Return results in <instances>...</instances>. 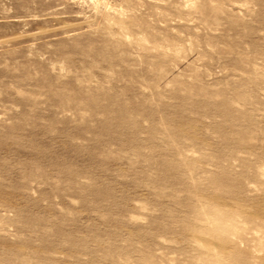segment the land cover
<instances>
[{
  "label": "rangeland",
  "instance_id": "1",
  "mask_svg": "<svg viewBox=\"0 0 264 264\" xmlns=\"http://www.w3.org/2000/svg\"><path fill=\"white\" fill-rule=\"evenodd\" d=\"M0 264H264V0H0Z\"/></svg>",
  "mask_w": 264,
  "mask_h": 264
},
{
  "label": "built area",
  "instance_id": "2",
  "mask_svg": "<svg viewBox=\"0 0 264 264\" xmlns=\"http://www.w3.org/2000/svg\"><path fill=\"white\" fill-rule=\"evenodd\" d=\"M76 1V0H75Z\"/></svg>",
  "mask_w": 264,
  "mask_h": 264
}]
</instances>
